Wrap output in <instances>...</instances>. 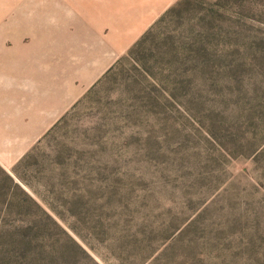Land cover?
<instances>
[{
    "label": "rangeland",
    "instance_id": "1",
    "mask_svg": "<svg viewBox=\"0 0 264 264\" xmlns=\"http://www.w3.org/2000/svg\"><path fill=\"white\" fill-rule=\"evenodd\" d=\"M149 1L0 0V137L16 73L66 68ZM160 9L0 165V264H264V0Z\"/></svg>",
    "mask_w": 264,
    "mask_h": 264
},
{
    "label": "crops",
    "instance_id": "2",
    "mask_svg": "<svg viewBox=\"0 0 264 264\" xmlns=\"http://www.w3.org/2000/svg\"><path fill=\"white\" fill-rule=\"evenodd\" d=\"M164 4L165 0L139 3L134 8V16L127 19L115 35L111 32L106 38L110 40L106 43L109 42V47L111 46L117 55L121 54L141 34L149 21L163 11L160 8ZM114 29L116 28L113 24L111 31ZM106 43L102 40L101 45L95 44L89 55L88 52H81V55L64 64L66 68L57 69L55 66L50 71L36 70L35 78L30 77L27 82L20 79L22 73L15 74V84L24 91L30 90V93L20 97L23 103L14 108L13 120L4 123L5 126H12L14 133L11 132L5 138L0 137L1 166H11L22 157L25 149L45 133L84 90L110 66L114 58L111 60L105 57L103 45ZM24 85L30 87L24 88Z\"/></svg>",
    "mask_w": 264,
    "mask_h": 264
},
{
    "label": "trees",
    "instance_id": "3",
    "mask_svg": "<svg viewBox=\"0 0 264 264\" xmlns=\"http://www.w3.org/2000/svg\"><path fill=\"white\" fill-rule=\"evenodd\" d=\"M143 37V36H142ZM141 37V39H139V43L137 42V43H135L130 49H129V52H130V50H132L135 46H137L138 44H140V42L142 41V38ZM65 117V115H63L60 119H59V121L57 122V123H59V122H61L62 120H63V118ZM40 141V140H39Z\"/></svg>",
    "mask_w": 264,
    "mask_h": 264
}]
</instances>
